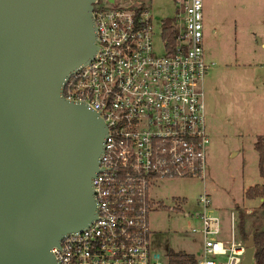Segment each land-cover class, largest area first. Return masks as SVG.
Wrapping results in <instances>:
<instances>
[{"label":"built area","instance_id":"obj_1","mask_svg":"<svg viewBox=\"0 0 264 264\" xmlns=\"http://www.w3.org/2000/svg\"><path fill=\"white\" fill-rule=\"evenodd\" d=\"M99 1L95 56L62 90L97 111L108 131L91 181L96 219L51 252L58 264H173L150 250L147 217L158 204L148 191L152 181L205 184L207 177L204 80L214 63L204 57L202 0H170L172 12L160 20L137 1ZM197 200L192 232L201 236L203 256L195 264H242L236 217L230 214L229 238H222L206 191Z\"/></svg>","mask_w":264,"mask_h":264},{"label":"water","instance_id":"obj_2","mask_svg":"<svg viewBox=\"0 0 264 264\" xmlns=\"http://www.w3.org/2000/svg\"><path fill=\"white\" fill-rule=\"evenodd\" d=\"M97 1L0 0V264H58L52 249L96 219L108 131L62 90L97 51ZM244 244L257 264L253 235Z\"/></svg>","mask_w":264,"mask_h":264},{"label":"rangeland","instance_id":"obj_3","mask_svg":"<svg viewBox=\"0 0 264 264\" xmlns=\"http://www.w3.org/2000/svg\"><path fill=\"white\" fill-rule=\"evenodd\" d=\"M133 1L148 5L156 20L172 12L170 0ZM99 4L106 5L104 0ZM202 4L204 57L214 63L204 80L208 172L205 184L189 178L151 182L149 200L158 207L147 217L150 250L162 263H170L174 254L203 256L201 236L192 232L199 228L195 214L203 190L222 226L228 227L231 213L236 217L240 239L237 226L242 220L248 233L260 221L261 199H246L244 193L262 183L254 144L264 136V0Z\"/></svg>","mask_w":264,"mask_h":264},{"label":"trees","instance_id":"obj_4","mask_svg":"<svg viewBox=\"0 0 264 264\" xmlns=\"http://www.w3.org/2000/svg\"><path fill=\"white\" fill-rule=\"evenodd\" d=\"M255 151L258 154V173L262 180V183L254 187H250L244 193L245 198L249 200L261 199L259 205V219L256 220V231L248 233L244 228V220H242L238 227L239 234L243 236L244 240L249 236L253 235L255 245L258 248V254L256 256L257 264H264V232L261 231V227L264 223V136H259L255 142ZM242 219V217H241ZM170 263L173 264H195L196 258L193 255L185 254H174L170 257Z\"/></svg>","mask_w":264,"mask_h":264},{"label":"crops","instance_id":"obj_5","mask_svg":"<svg viewBox=\"0 0 264 264\" xmlns=\"http://www.w3.org/2000/svg\"><path fill=\"white\" fill-rule=\"evenodd\" d=\"M229 230H230V224L228 225V227L222 226V224H221V235H222V238H229ZM158 256H160V255L158 254Z\"/></svg>","mask_w":264,"mask_h":264}]
</instances>
